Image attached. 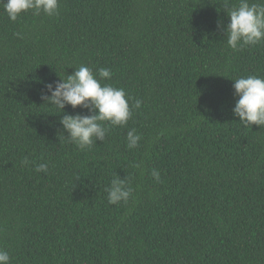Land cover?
I'll use <instances>...</instances> for the list:
<instances>
[{"label": "trees", "instance_id": "16d2710c", "mask_svg": "<svg viewBox=\"0 0 264 264\" xmlns=\"http://www.w3.org/2000/svg\"><path fill=\"white\" fill-rule=\"evenodd\" d=\"M228 20L223 0H60L57 16L17 21L0 6V249L10 264H264V126L232 112V79L264 77V42L232 50ZM82 64L111 69L101 83L142 101L84 151L60 117L87 109L56 114L41 99ZM132 128L142 138L128 149ZM114 175L134 188L126 204L107 201Z\"/></svg>", "mask_w": 264, "mask_h": 264}, {"label": "clouds", "instance_id": "9594fccd", "mask_svg": "<svg viewBox=\"0 0 264 264\" xmlns=\"http://www.w3.org/2000/svg\"><path fill=\"white\" fill-rule=\"evenodd\" d=\"M0 6L11 21H17L21 13L30 10L34 15L43 12L48 16H57L60 0H0ZM223 9L229 18L224 26L229 48L241 51L264 42V0H237L236 3L223 0ZM15 35L23 38L21 33ZM112 75L109 68L101 67L94 73L90 67L82 64L74 68L66 78L45 84L47 91L41 93L42 104L54 106L56 114L64 112L66 106L87 109L88 115L76 113L63 114L60 117V124L68 133L66 138L81 151L91 150L97 140L103 142L109 126L125 127L132 116V108L140 109L142 106L139 99L130 106L131 98L123 88L101 83L102 80H109ZM232 80L233 95L238 97L232 108L233 114L245 126H264V77L248 75ZM141 138L135 128L128 130L127 148H137ZM29 163L31 161L28 157L21 161L22 165ZM132 166L141 168L140 163H134ZM34 169L36 172L47 173L48 164L34 165ZM151 175L156 182H160L158 170L153 169ZM105 191L108 203L118 205L129 202L134 188L127 179L114 175ZM10 261L9 252L0 249V264H10Z\"/></svg>", "mask_w": 264, "mask_h": 264}]
</instances>
